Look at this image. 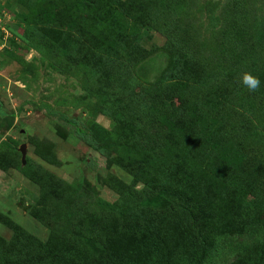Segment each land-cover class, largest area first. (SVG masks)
<instances>
[{
    "label": "rangeland",
    "instance_id": "rangeland-1",
    "mask_svg": "<svg viewBox=\"0 0 264 264\" xmlns=\"http://www.w3.org/2000/svg\"><path fill=\"white\" fill-rule=\"evenodd\" d=\"M251 1L249 25L242 24L250 45L244 42L235 51L225 76L250 73L261 84L250 92L241 80L233 88L229 82L235 97L226 106L216 91L202 88L199 79L176 72L180 67L168 52L161 26L181 16L200 54L213 68L222 67V37L232 18V0H0L4 254L10 249L7 242L18 234L21 253H28L29 241L35 240L53 246L58 261L66 262L80 254L79 248L81 254L82 248L92 253L86 240L101 232L105 245L111 240L108 248L96 245L100 254L107 253L101 264H264V173L244 168L248 155L240 150L241 134L236 133V124L246 117L254 125L253 138L264 144V0ZM41 35L64 47L74 35L84 46L77 50L82 57L122 71L102 79L103 85L118 87L125 79L126 85L118 88L130 98L178 94L166 84L169 68L179 80H192L189 88L195 87L205 102L169 120L167 129L174 132L171 141L194 142L172 148L168 160L171 185L181 190L184 186V195L193 202L184 197L165 200L164 206L174 210L164 217L167 222L157 220L164 211L154 209L141 190L145 178L166 181L164 171L151 165V156L141 160L126 139L128 132L105 113V91L87 89L89 74L80 64L82 58L71 46V52L50 53L38 42L44 41ZM242 36L234 39L236 45ZM140 54L141 62L130 61ZM173 98L171 107H181ZM228 107L235 109L234 116L227 115ZM162 132L167 133L165 126ZM172 155L179 157L173 163ZM102 200L118 211L102 207Z\"/></svg>",
    "mask_w": 264,
    "mask_h": 264
},
{
    "label": "trees",
    "instance_id": "trees-1",
    "mask_svg": "<svg viewBox=\"0 0 264 264\" xmlns=\"http://www.w3.org/2000/svg\"><path fill=\"white\" fill-rule=\"evenodd\" d=\"M232 1V18L226 26L222 37L226 51L225 63L222 67L213 68L209 64V62L200 54L196 47V38L191 33V28L189 27V25L185 23V20L181 16L166 19L165 21H163L161 26L162 33L168 37L170 46L168 48V52L172 54V56H174V60L177 62L175 64L179 65L180 67V69H178L176 72H180L184 74V76L190 77L192 80L199 79L198 82L203 86L202 88L216 91L217 94L222 97L221 103L226 106L234 96V94L233 96L231 95L230 86L228 85L229 82L231 83V88H233L232 86H237L241 80V76H235L234 78L226 77V71L228 72V69L233 67L232 61L234 60L233 57L235 55V51L240 46H242L244 42H246L247 46L250 45L247 43L246 31L242 24L245 23L249 25V18L251 16L252 10V1ZM82 16L85 17L84 14ZM162 19L163 16H160L159 21H162ZM242 33L243 36L241 38H243V40L236 45L234 39L237 36H240ZM70 34L71 33L68 32L62 33L61 35L67 36ZM41 36L43 37L44 41H40L38 39V42L42 45L44 44L50 53L57 54L61 51L71 52V50L68 49V47L71 46L74 53L78 54L82 58L80 64L89 74L87 89L92 91L93 93L95 92L94 90L97 89L105 91L103 92V110L105 111V113L111 115L112 118H114L118 122V128H121L123 130L125 129L128 132L126 139L129 140L131 148L141 156V160L144 161L149 158V156H151V158L148 160H151V165L164 171V174L166 175V181H153L145 178L146 187L141 190V194L144 196L145 200H150L153 204L154 209L164 211V214L160 216L161 218L157 220L162 223L167 222L164 217L169 216V212L174 210L172 208L164 206L165 200L177 202L180 197H184L186 202H193V200L191 199L192 197L189 198L184 195L185 192L182 191L184 186L182 184H179L180 186H183L182 190L177 189V187L175 188L174 184L171 185V175L169 173L171 169L169 167L168 160L171 152H173L172 148L175 149L177 145L182 143L185 144V146H192L194 142H183L177 139H172V142L170 139L171 137H173L172 133L174 132L173 130L171 131V129H167L169 120L175 119V117L179 113L186 114L189 107L191 109H193V107L197 105L201 107L200 104H202V102H205L203 100L201 102L202 96L194 91L195 87L193 89L191 87L189 88V84L192 80L188 83H186L182 79L179 80L175 77L173 68H169L166 71V73H168L167 77L171 79L166 84H172V86H168L172 87L170 88V91H172L173 94H175V92H178V94L173 95V97H176L177 101L181 103V107L179 108L171 107L170 103L174 98L169 94L166 97L159 95L144 99L130 98L128 94L122 92V90L118 88L119 86L123 87L122 85H126L125 79H120V81H118V83H121L118 84V87L116 84L109 85V88L103 85L105 83L104 81H102V79H107L114 73H117L115 75L118 76V73H122V71H118L117 68L111 67V65L100 67L98 64L99 60L94 61L95 59L92 60V58H88L87 55L82 57L80 51L84 50V46H79L77 40L74 38V35L72 36L73 38L68 41L69 43L65 45L66 48L61 43L56 44L57 39L55 38L49 36L46 37L44 35ZM74 45L77 47H74ZM78 49H80V51H77ZM247 50L248 47L246 51ZM143 56L144 55L140 54L135 58L130 59V61L141 62V57ZM97 66H99L100 69L95 71V68ZM111 84L114 83L111 82ZM160 109L163 111V113H166V117L163 115L161 116L162 113ZM228 109L229 110H226V113L227 115L231 114L230 117L236 114L235 109H231L230 107H228ZM237 114V118H239L240 113ZM247 119L245 117L239 120L236 124V127L238 129L236 133L241 134V138H239V148L240 150L245 151L248 155V158L244 163V168L250 171H256L261 175V173H264V153L262 151L264 150V148L261 147L264 146V144L260 145L258 141L253 138L252 133H254V125L252 121H248ZM126 120L128 121L126 122ZM164 126L165 130L167 131L166 134L162 132ZM168 134L170 138H168ZM82 136L85 138L86 142H88L93 147V149L101 153L103 152L102 146L94 143V141L86 135ZM194 141L197 140L195 139ZM167 151L168 155L165 157V152ZM178 158L179 157L177 155H172L170 158V162L173 163ZM164 160H166V162ZM99 204L102 207L107 208L108 210L118 211L115 204H111L103 200L100 201ZM179 204L180 203H176V205ZM201 222L203 223V221H199V223ZM101 224L102 223H99V225ZM134 224L137 225L136 222H134ZM102 236V233L99 232L86 240L87 245L91 242L90 247L92 249V253L86 254L82 248L81 254V248H79L78 250L80 254L78 256H75L74 258L70 257L66 262H59L58 256L54 255L56 251L53 246H49L35 240L34 242L33 240L29 241L30 248L28 253H21L18 250L21 245L20 237L18 234H16L10 241L7 242V245H9L10 249L6 254H4L3 252V246L0 247V264H101L103 261H107V253L105 252V250H103V252L100 254L99 248H97L96 245L102 244L105 248H108L111 244V240L109 239V237H107L108 241L110 240V242L108 243V245H105V241L103 240ZM214 240L216 239L214 238ZM6 256L10 258V262L12 263H9V261L6 259ZM35 257L39 259H34ZM98 257H100L99 259L101 260L95 262L94 259L98 260ZM251 264H255L253 260H251Z\"/></svg>",
    "mask_w": 264,
    "mask_h": 264
},
{
    "label": "clouds",
    "instance_id": "clouds-1",
    "mask_svg": "<svg viewBox=\"0 0 264 264\" xmlns=\"http://www.w3.org/2000/svg\"><path fill=\"white\" fill-rule=\"evenodd\" d=\"M241 82L250 92L256 91L261 84V81L250 73H244L242 75Z\"/></svg>",
    "mask_w": 264,
    "mask_h": 264
},
{
    "label": "water",
    "instance_id": "water-1",
    "mask_svg": "<svg viewBox=\"0 0 264 264\" xmlns=\"http://www.w3.org/2000/svg\"><path fill=\"white\" fill-rule=\"evenodd\" d=\"M22 151H24V145H23V147H22Z\"/></svg>",
    "mask_w": 264,
    "mask_h": 264
}]
</instances>
